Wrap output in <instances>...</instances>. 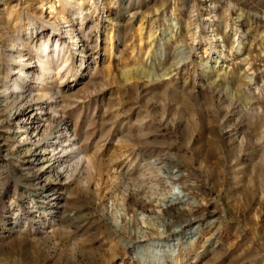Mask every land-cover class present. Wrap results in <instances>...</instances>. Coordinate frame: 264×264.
I'll use <instances>...</instances> for the list:
<instances>
[{"label":"rangeland","instance_id":"374dc122","mask_svg":"<svg viewBox=\"0 0 264 264\" xmlns=\"http://www.w3.org/2000/svg\"><path fill=\"white\" fill-rule=\"evenodd\" d=\"M49 1L0 0V264H264V0H90L94 59L6 101Z\"/></svg>","mask_w":264,"mask_h":264},{"label":"bare ground","instance_id":"6f19581e","mask_svg":"<svg viewBox=\"0 0 264 264\" xmlns=\"http://www.w3.org/2000/svg\"><path fill=\"white\" fill-rule=\"evenodd\" d=\"M89 2L91 1L63 0L57 7L49 1L47 15L50 19L46 20L43 17L37 19L30 16L28 26L12 40L14 49L9 58V74L7 75V82L11 85L5 83L7 93L3 96L6 101L15 100L17 93L14 90L22 91L28 80L32 79L38 98L45 99L46 88L44 86L47 83L59 81L62 75L72 70L77 76L87 61L94 59L88 54L86 47L91 40L94 48L99 49L101 47L100 36L93 35L89 29L86 30L84 27L86 23L83 24V21L88 16L91 17V23H93L92 11H98V5L96 1ZM76 60L79 61L78 65L75 63ZM22 108L24 114L22 113L18 119L17 129L21 131L23 143L39 145L40 142H48L47 139L42 138L46 110L43 107L39 108L41 113L34 115L28 112L30 107ZM58 132L60 135L56 138V142L49 146L52 148L51 152L62 148V153H67L62 144L70 141V139H65L66 134L73 135L68 127ZM46 135H51V133H46ZM44 146H40L43 151L47 149ZM75 146L76 143L70 142L68 148L75 149Z\"/></svg>","mask_w":264,"mask_h":264}]
</instances>
